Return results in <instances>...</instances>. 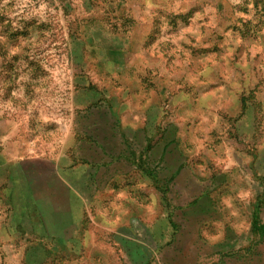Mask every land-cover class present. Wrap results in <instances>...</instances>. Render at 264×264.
I'll use <instances>...</instances> for the list:
<instances>
[{"label":"rangeland","instance_id":"374dc122","mask_svg":"<svg viewBox=\"0 0 264 264\" xmlns=\"http://www.w3.org/2000/svg\"><path fill=\"white\" fill-rule=\"evenodd\" d=\"M0 264H264V0H0Z\"/></svg>","mask_w":264,"mask_h":264},{"label":"trees","instance_id":"16d2710c","mask_svg":"<svg viewBox=\"0 0 264 264\" xmlns=\"http://www.w3.org/2000/svg\"><path fill=\"white\" fill-rule=\"evenodd\" d=\"M254 231H258L259 230V222H258V217H257V213L254 216Z\"/></svg>","mask_w":264,"mask_h":264}]
</instances>
